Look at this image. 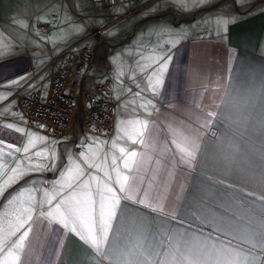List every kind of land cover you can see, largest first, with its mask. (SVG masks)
<instances>
[{"label":"crops","instance_id":"0c3cea01","mask_svg":"<svg viewBox=\"0 0 264 264\" xmlns=\"http://www.w3.org/2000/svg\"><path fill=\"white\" fill-rule=\"evenodd\" d=\"M86 2L0 0V64L13 69L0 74V264H264V7L232 20L222 38L190 36L163 60L128 58V77L114 86L110 134L74 125L48 135L9 98L19 88L46 91L56 68L51 59L85 28L74 18ZM39 23L53 24L44 39ZM111 64L119 73L116 56ZM137 120L143 135L133 144L125 133ZM30 140L35 146L25 153ZM121 147L137 152L130 170ZM82 151L110 182L81 162ZM113 158L129 177L123 192ZM72 161L85 175L61 189L55 182ZM38 164L47 167L33 170ZM89 173L99 177L96 184L110 183L120 204L110 221L94 214L86 231L80 223L64 227L47 213ZM93 198L99 199L95 191ZM28 215L32 220L11 237L18 217ZM27 231L21 249L19 236Z\"/></svg>","mask_w":264,"mask_h":264},{"label":"rangeland","instance_id":"374dc122","mask_svg":"<svg viewBox=\"0 0 264 264\" xmlns=\"http://www.w3.org/2000/svg\"><path fill=\"white\" fill-rule=\"evenodd\" d=\"M84 7L86 11L74 20L78 24L84 23L85 28L77 34L78 40L70 44L78 41L86 43L91 49V54L84 67V74L79 79L80 90L76 94L78 114L73 117L68 127L75 125L82 132L81 117L86 113L87 96L95 82L105 78L111 81L112 99L116 107L114 86L120 81L118 77H128V58L129 63H135L138 58L142 61H150V58L153 61L163 60L171 54L176 43L190 36L222 38L232 20L239 19L241 14L263 8L264 0H115L114 4L102 0H87ZM52 25L37 24V35L43 36L44 39V33H48ZM79 43L74 48H77ZM58 54L57 52V56L51 59V63L56 66L55 71L65 58ZM112 56H116L121 64L119 73L113 71L117 68L111 64ZM133 74L130 73L131 78L139 75L132 76ZM49 82L48 80L47 85ZM24 117L31 124L25 114Z\"/></svg>","mask_w":264,"mask_h":264},{"label":"built area","instance_id":"2783aa9c","mask_svg":"<svg viewBox=\"0 0 264 264\" xmlns=\"http://www.w3.org/2000/svg\"><path fill=\"white\" fill-rule=\"evenodd\" d=\"M114 4L115 0H102ZM73 43L61 49L58 56L65 57L52 74L45 93L35 89L15 90L9 99L12 109L22 111L31 124L44 133L56 135L67 129L78 113L77 92L79 79L90 58L91 49L86 43ZM57 56V55H56ZM55 56V57H56ZM86 113L81 117L84 132L109 133L115 121V102L112 99L111 81L107 78L95 82L87 96Z\"/></svg>","mask_w":264,"mask_h":264},{"label":"snow or ice","instance_id":"6c2138e0","mask_svg":"<svg viewBox=\"0 0 264 264\" xmlns=\"http://www.w3.org/2000/svg\"><path fill=\"white\" fill-rule=\"evenodd\" d=\"M13 69L11 66H6L4 64H0V74H3L4 72H11ZM157 84L160 83L159 80L156 81ZM129 125H131V131L126 132L125 135L128 137V139L133 143L136 144L138 141L136 139V135H143V131L141 128H138L137 125H140V121H129ZM147 122H144V128L146 129ZM34 141L30 140L28 146H26L23 151L27 153L29 151V148L34 147ZM11 147V146H9ZM17 152L20 151L19 148L16 149ZM121 153V159L123 160V168L124 169H131L132 162L137 157L136 151L127 152L125 148L121 147L119 149ZM11 155V153H9ZM36 157L43 156L44 159H47V153L42 152H36L34 154ZM55 154L53 153V156ZM80 158L81 162L88 168V169H96L97 171H101L104 174V177L107 181L112 180V176L109 175L107 171L104 170V168L99 163L93 162V160L85 153L80 152ZM190 158V156H189ZM30 159V158H29ZM116 158H113L111 161V164L113 165V170L116 173V183L120 185L119 191H124V185L128 181L129 177L127 175H121V171L119 168H116ZM46 165L44 164H38L35 166L33 170L35 171H44L46 169ZM53 168H55V164H53ZM12 171L15 173L17 169H12ZM24 173H21L23 175ZM85 175L84 168L81 167L80 163H76L75 161H72L70 164V167L66 170V172L60 173V179L57 180L55 183L59 184L61 189L69 188L71 189L73 185L76 184L78 180L82 176ZM20 178V175H17L15 177H10L8 181L5 182V187L9 183H15L17 179ZM99 180V177L95 175H91L89 173V179L84 180L82 184L77 185V191H74L71 193V195L67 196L66 199H63L56 205V209L54 211H49L47 215L52 216L54 219H59V222L64 225V227H69L71 225H76L77 223L82 224L83 230L86 231L88 226L91 225L94 214L99 213L100 217L103 221L107 222L110 221L115 214V209L120 204V198L116 195V189L111 187L110 183H106L104 181H100L98 184L96 182ZM96 184L95 188H93L91 185ZM3 188H0V194L3 193ZM93 191L96 192V195L99 197L98 200L93 198ZM56 196H59V192L56 193ZM56 196L51 197L48 202L51 203L52 200L56 199ZM130 197H127L125 199H129ZM98 205V207H97ZM63 207V212L60 211V209ZM211 207V205H209ZM26 212H29L30 209H25ZM66 213V215H65ZM32 220V216L28 215L26 219L21 220L18 217V223L15 228V231L10 232L11 237H15L18 232L22 228H24L25 224L28 223V221ZM70 231L73 233H76L77 235H80V232H78L77 227L72 226L70 227ZM29 232H23V235L19 236V248H23L24 240L28 237ZM80 238L83 240V236L81 235ZM3 242V241H0ZM9 255H12V253H9ZM7 264V262H5Z\"/></svg>","mask_w":264,"mask_h":264}]
</instances>
